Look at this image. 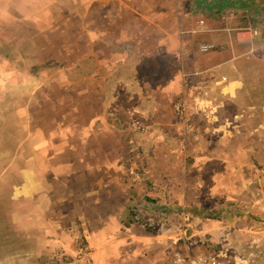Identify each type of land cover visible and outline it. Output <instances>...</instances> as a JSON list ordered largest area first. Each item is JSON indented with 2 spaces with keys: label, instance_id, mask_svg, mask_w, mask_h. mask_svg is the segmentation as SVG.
Segmentation results:
<instances>
[{
  "label": "rangeland",
  "instance_id": "1",
  "mask_svg": "<svg viewBox=\"0 0 264 264\" xmlns=\"http://www.w3.org/2000/svg\"><path fill=\"white\" fill-rule=\"evenodd\" d=\"M73 1L0 0V264H172L176 251L264 264V0H212L257 35L222 46L201 16L196 77L162 97L132 49L86 51L98 16ZM218 55L230 63L200 77ZM100 215L114 224L93 242Z\"/></svg>",
  "mask_w": 264,
  "mask_h": 264
},
{
  "label": "crops",
  "instance_id": "2",
  "mask_svg": "<svg viewBox=\"0 0 264 264\" xmlns=\"http://www.w3.org/2000/svg\"><path fill=\"white\" fill-rule=\"evenodd\" d=\"M52 1L53 0H50L51 4H53ZM78 1L79 0H74L73 4L79 3ZM186 1L187 0H82V13H84V16H98V23H96L98 26L95 27L94 25L96 24H94L91 28H88L89 35L83 47H87L86 51H90V55H92V50L98 48L99 50L96 52L100 59L105 57V61L108 62H110L112 56H114V59L117 61L120 55V48H130L132 51H130L129 54L133 55L134 58L137 57L139 59L138 62L142 65V68L137 67V70H139L137 78L148 81L156 80L158 83H161V90L157 92L149 88L147 89V95L156 93L158 97H162L170 93L172 89L180 91L181 74H183L182 76H192L193 72L190 69V64L195 63L188 59L190 58V49L193 40L191 36L188 35V31L197 26L196 20L200 19L201 16L206 17L208 20L206 27L211 31L210 35H213L218 41L223 39L226 35L233 38L235 36L237 40L236 44L248 46L249 42L254 40V37H251V35L255 36L251 31L253 29L251 27L247 28V30H240L238 28H243L240 22V16H228L227 13L223 14L226 10L218 15L210 12L209 3H211L212 0H194V2L191 0L189 10H187ZM79 5L80 4H78V6ZM205 7L206 11H204ZM220 16L221 18L222 16H226V18L223 20ZM240 34L246 36V39L241 41V43L238 40V35ZM91 36L93 38H91ZM221 42L223 44L222 46H231L232 44V40L229 39H223ZM112 49H114L113 52ZM125 54L127 55V53ZM214 62V68L211 66L200 68V70L202 69L200 77L206 79L216 78V73L213 71L222 68L224 65H228L230 59L218 55ZM170 65H175L178 70L170 71ZM145 71L147 73L141 75ZM195 77L196 76H192V78ZM168 81L171 82L172 85H167ZM167 101L169 104L168 99ZM67 134H69L68 131ZM105 142L106 138L103 140V143ZM100 150L101 148L98 149L99 154L101 153ZM59 151V146H54L52 157L59 159L61 156ZM91 151L94 153L97 150L91 149ZM102 152L104 154L102 160L105 161V159H107V151L104 149ZM62 153H64V159L70 156L75 157V153L73 156L71 155L70 145L64 148ZM90 154L92 153L90 152ZM99 159H101V157H99ZM98 175L100 179H102L101 181L103 184L101 185H103L104 189L107 191L109 185L106 169H101L99 167ZM107 207L105 202L100 208ZM88 223L90 241H93L97 239V237L101 239L107 233L111 225L114 224V220L112 217L108 218L107 215H100L96 221L92 223L90 221ZM91 232L93 234H91ZM173 247H175V244Z\"/></svg>",
  "mask_w": 264,
  "mask_h": 264
},
{
  "label": "built area",
  "instance_id": "3",
  "mask_svg": "<svg viewBox=\"0 0 264 264\" xmlns=\"http://www.w3.org/2000/svg\"><path fill=\"white\" fill-rule=\"evenodd\" d=\"M253 35H257V30H251ZM211 46L204 45L201 47L202 51H207ZM172 264H224L220 258L216 256H208L205 254L190 255L183 251L174 252Z\"/></svg>",
  "mask_w": 264,
  "mask_h": 264
}]
</instances>
